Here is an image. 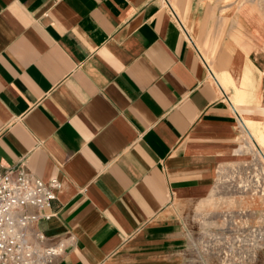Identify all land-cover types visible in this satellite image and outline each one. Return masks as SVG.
I'll return each instance as SVG.
<instances>
[{"label":"crops","instance_id":"obj_1","mask_svg":"<svg viewBox=\"0 0 264 264\" xmlns=\"http://www.w3.org/2000/svg\"><path fill=\"white\" fill-rule=\"evenodd\" d=\"M167 2L0 0V171L60 181L36 221L62 245L53 264H182V212L245 156L202 58L230 96L249 72L263 103L261 32L211 0Z\"/></svg>","mask_w":264,"mask_h":264},{"label":"bare ground","instance_id":"obj_2","mask_svg":"<svg viewBox=\"0 0 264 264\" xmlns=\"http://www.w3.org/2000/svg\"><path fill=\"white\" fill-rule=\"evenodd\" d=\"M165 1L167 3V0ZM211 1L214 5H219V7H229L234 12V14H238L239 12H241L247 17L252 16L256 20L254 21L256 25V30L259 33L261 32L260 34L264 37L262 33V29H264V0ZM251 49L252 48H250V50ZM213 72L222 84V86L227 90L228 88L223 85L220 76L215 71ZM248 74L249 72L246 73V75L244 76L242 87L235 93H232L230 97L236 110L235 113L238 117L237 122L241 131L240 137L242 136L246 142V147L242 152L250 154L253 160L252 163L258 165L257 168L260 176V181H258L259 179L255 181L256 186L255 188H253L254 191H252L253 189L251 188L249 191H247L248 187L246 189L237 187L229 191L228 184L231 179L230 174L234 171L235 167H232L230 163L227 164L221 162L216 169V181L214 189L210 192L207 197L197 200L193 203L192 208L196 210L197 213L191 216V221L194 224H197V226L202 230L203 234H206L207 232V230H205L204 228L209 227L212 224L222 227L224 229L229 228L232 231H238L242 233L243 237L240 238V240L243 243L244 249L250 248L253 239H255L254 236L258 235H261L263 237L260 243L264 246V216L259 217L258 215V219H260V226L255 227L254 224V213L256 211V208L264 209V105L260 103L258 96H255L253 99H250V93L247 92L246 89L248 90L250 88V84L254 87V84L250 82V76ZM251 114H257L259 115V117H253ZM237 150L238 151L236 152H241L239 151V149ZM223 211L225 213L222 214L221 212ZM235 213L237 215H235ZM218 217L221 220L220 223L216 222ZM232 217L234 218L233 221H231ZM32 235L34 236V242H31L29 248L34 252H37L40 256H43L45 249H40L34 246V243L38 242L36 240L38 236H35L34 233H32L31 236ZM197 239H199V237ZM233 243L234 242H232L230 245H233ZM60 253L61 249L59 247L56 248L54 252H50L51 262L48 261V263L46 264H52L57 259L58 254ZM212 258L214 257L212 256L211 259ZM212 261L214 260H211V262ZM33 262L34 264H41L36 262L35 259ZM242 264L247 263L243 262Z\"/></svg>","mask_w":264,"mask_h":264},{"label":"built area","instance_id":"obj_3","mask_svg":"<svg viewBox=\"0 0 264 264\" xmlns=\"http://www.w3.org/2000/svg\"><path fill=\"white\" fill-rule=\"evenodd\" d=\"M202 59L221 90V99L236 115L230 94L223 90L206 60ZM59 186L56 177L42 179L25 165L9 166L0 171V264H34V259L41 264L51 262L50 252H54L60 242L45 246L43 256L31 250L29 245L32 233L46 239L36 228V221L40 217L49 218L50 214L41 211L56 199ZM62 252L63 249L57 259Z\"/></svg>","mask_w":264,"mask_h":264},{"label":"rangeland","instance_id":"obj_4","mask_svg":"<svg viewBox=\"0 0 264 264\" xmlns=\"http://www.w3.org/2000/svg\"><path fill=\"white\" fill-rule=\"evenodd\" d=\"M248 18L251 19L252 21H256L252 16H248ZM262 33L264 35V29H262ZM261 43H262V47H264V37ZM262 105H264V100ZM245 147H246L245 140L243 139L242 136L241 137L239 136L238 146L234 149V152L238 151L237 149H239V151L241 152H236V153L244 154L245 156H243L241 159L238 160L234 159V160L222 162L227 164L230 163L232 167H235L234 171L230 174L231 179L228 184L229 191L237 187L242 189L244 188L246 189L248 187L247 191H249L250 188L251 189L255 188L256 186L255 181H257L258 179H259L258 181H260V176L257 168L258 165L252 163L253 160L250 154H246L242 152L245 149ZM220 163H218V165ZM216 169H215L214 183L212 187L213 189L215 187V181H216ZM252 191H254V189ZM190 208H191L190 211H187L186 213L183 211L181 214L184 224L183 226L184 233L187 238L186 247L181 252L182 264H210V263L211 264H227V263L242 264L243 262L247 264H264V246L260 243V241L263 238L261 235L254 236L255 239H253L250 248L244 249L243 243L240 240V238L243 237V234L238 231H232L229 228L224 229L222 227L212 224L211 226L204 228L205 230H207V232L206 234H203L202 230L197 226V224L196 223L194 224L191 221L192 220L191 216L196 214L197 212L192 208V204L190 205ZM221 213L223 214L225 212L223 211ZM235 215L237 214L235 213ZM258 215L259 217L264 216V209L256 208V211L254 213L255 227L260 226L259 223L260 219H258ZM233 220L234 218L232 217L231 221ZM216 222L217 223L221 222L219 217L216 220ZM33 237L34 236L32 235L30 238L31 242L33 241ZM198 237L199 239H197ZM39 242L34 243V246L40 249L43 248L45 249V246H48L50 244L46 240L42 241L43 244L41 245H40L41 242L40 243ZM232 242H234L233 245H230ZM59 246L62 245L60 244ZM212 256L214 258L211 259ZM211 260H214L215 262L214 261L211 262ZM55 262L56 260L53 263Z\"/></svg>","mask_w":264,"mask_h":264}]
</instances>
